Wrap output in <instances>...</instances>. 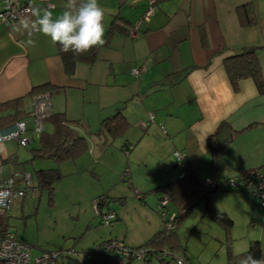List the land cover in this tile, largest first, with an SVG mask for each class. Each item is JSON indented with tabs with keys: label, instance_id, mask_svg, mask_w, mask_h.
<instances>
[{
	"label": "crops",
	"instance_id": "crops-1",
	"mask_svg": "<svg viewBox=\"0 0 264 264\" xmlns=\"http://www.w3.org/2000/svg\"><path fill=\"white\" fill-rule=\"evenodd\" d=\"M29 1L33 7L41 9L53 4L54 16L62 12L67 3L66 0ZM150 1L98 0L105 10V43L98 50V59L92 65L77 63L73 75H68L62 65L58 44L38 31L29 36L23 29L21 21L29 18L30 13L11 25L0 21V131L14 125L9 118L19 107V120L26 121L28 128L32 127L33 118L29 113L34 94L31 89L48 83L53 113H65L69 120H79L74 127L84 137L89 135L84 118L102 123L119 108L131 126L134 120L139 123L142 131L137 134L138 139L157 144L154 149L149 147L158 151L156 155L161 161L156 187L178 179L185 169L194 172L200 182L210 179L216 183L246 172H264V95L258 93L252 78L242 79L235 89L224 67L225 57L245 47H255L264 74V0H152L156 6L154 15L144 21L142 18ZM244 6L254 9L256 24H241L238 10ZM135 25L138 30L132 36L130 28ZM142 66L146 68L140 75L131 74L133 68ZM10 101L18 106L7 104ZM88 102H94L89 106V113L83 109ZM223 120L241 133L230 142L220 163L212 169L207 139ZM254 124L256 126L250 127ZM51 127L48 131L53 130ZM100 128L101 124L92 134L103 136L104 147H107L113 140L106 133L98 135ZM38 138L24 147H33L34 143L38 146ZM125 144L133 146L128 139L122 146ZM20 146L16 140L0 142V180L15 173L30 172L24 164L32 159V153L30 151L31 157L23 159L24 154H19ZM164 146L167 153L161 149ZM175 149L185 153L184 162L178 163L173 154ZM147 153H150L148 148ZM35 164L39 165L37 169L53 167L43 161H36L33 166ZM136 168L131 165L129 172L132 183L140 185ZM245 184L239 181V186L245 188ZM197 202L202 211L213 217L226 213L233 220L232 227L241 216L250 217L252 226H257V215L263 217L264 223L259 198L248 191L217 189L206 197L200 196L194 204ZM106 205L104 202L101 209L105 211ZM172 205H167L170 212L177 209ZM110 210L120 219L115 209ZM162 223L157 230V226L153 227L154 233L162 229ZM262 227L263 230L264 225ZM231 229L226 232L228 238L232 237ZM255 233L252 231L253 236H249L242 249L258 240L253 239ZM177 234L179 236L178 231ZM260 239L264 245V231ZM66 252L71 254L72 251ZM100 257L92 262L123 264L125 261L109 252L105 259Z\"/></svg>",
	"mask_w": 264,
	"mask_h": 264
},
{
	"label": "rangeland",
	"instance_id": "rangeland-1",
	"mask_svg": "<svg viewBox=\"0 0 264 264\" xmlns=\"http://www.w3.org/2000/svg\"><path fill=\"white\" fill-rule=\"evenodd\" d=\"M93 104L94 102L85 103L83 109L89 113V106ZM84 120L87 121L89 130V135L86 136L90 145L89 151L79 161H65L60 167L63 177L54 186L53 205L48 199L47 190L40 192L36 189L25 195L23 203H19L18 199L13 200L9 212L10 229L33 247V256L62 250L64 252L58 259L61 264H95L92 260L97 256L105 259L108 255L105 245L110 237L121 241L123 239L127 242L126 245L138 247L154 235L163 218L170 217L168 208L167 213L162 214L158 207L163 193L156 189L155 182L161 161L156 155L158 151L149 148L152 146L154 149L157 144L138 139L137 134L142 131L139 123L135 120L131 122L132 126L125 134L116 137L109 146L104 147L103 136L96 137L92 134V131L100 127V122ZM44 126L46 131L52 128L48 122ZM127 139L133 145L128 155L121 148ZM30 148L20 146L19 154H24L23 159L31 157ZM147 148L150 153H147ZM161 149L165 152L166 147ZM36 161L54 166L53 161L48 159ZM31 162L29 159L24 166L34 176L39 165L33 166L34 162ZM131 165L137 167L135 171L141 179L140 185L128 183L121 177L123 171L130 169ZM33 183L36 184L35 176ZM136 190L142 191V194L138 196ZM99 195H104L107 203L105 211L115 209L120 214V219H113L111 223L100 222L101 216L94 210V200ZM198 204L199 202L194 204L177 230L189 264H228L229 246L232 253L237 255L249 247L248 245L242 249L243 245H247L249 236H253L252 231L258 233H255L256 237L253 239L261 238L264 231L263 217L256 216L257 226L251 225L253 220L250 217H239L231 229L232 237L228 238L227 230L212 214L202 211ZM155 226L157 227L154 230ZM262 247L264 253V245ZM70 249L71 254L66 252ZM182 253L184 252L180 250L173 255L182 258ZM114 254L120 255L116 252ZM165 255L168 258L172 256L170 252ZM133 262L147 264L143 258H135ZM173 263H177L176 258Z\"/></svg>",
	"mask_w": 264,
	"mask_h": 264
},
{
	"label": "trees",
	"instance_id": "trees-1",
	"mask_svg": "<svg viewBox=\"0 0 264 264\" xmlns=\"http://www.w3.org/2000/svg\"><path fill=\"white\" fill-rule=\"evenodd\" d=\"M67 1V0H66ZM239 21L243 26H250L256 24V16L255 11L252 6H244L243 8H239ZM101 46H96L91 48L89 51L82 54H74L71 51L64 52L61 46L58 44V52L62 58V62L64 65V69L68 75H73L76 70L77 63H86L92 65L98 59V53ZM258 50L255 47H245L238 52H235L233 55L225 57L224 59V67L229 76L230 82L234 86L235 89L238 88L239 81L246 78H252L256 83L258 88V93L264 95V74L263 69H261L262 65L260 63L259 58L257 57ZM50 85L43 84L36 87H33L31 90L32 94L50 91ZM16 102H18L16 100ZM16 102L10 101L7 104H16ZM2 104H0V107ZM21 110V108H17V113ZM122 108L116 110L117 112L110 117H107L102 120L101 128L98 130L99 133H106L112 140L116 137L125 134V132L130 128L131 124L128 122V119L121 111ZM14 113L10 118V122H16L19 120L20 113ZM53 126L52 131L44 130L39 139V145L33 146L30 148L32 153V159H48L49 161H53V167H44L40 169H35L36 176V184L33 182L29 187H27L26 194L33 192L34 190H39L42 192L43 190H47L49 201L53 205L54 203V192H55V184L57 181L61 180L63 174H61V165L66 161H77L80 157L85 155L90 148L87 137L80 134V132L75 129V125L79 123V120H69L65 113H53L50 117L46 119ZM256 124L251 125L250 127H254ZM248 127V128H250ZM241 131H235V129L231 126V124L227 121H222L218 126L217 130L214 131L213 134L209 135L207 139V144L210 149L212 156V165L210 168L215 169L221 161L222 155H225V151L229 146L230 142H232ZM125 152L128 153L131 150V146L129 144H125L122 146ZM256 171L244 173L240 175L239 179L246 182V186H239L235 190L248 191L259 198V191H257L256 187ZM30 173V172H29ZM216 183V182H215ZM216 187L213 189L206 191L201 182L198 181L194 172L188 171L183 176L179 177L176 180L169 181L165 184L158 186L156 189L159 192H162L164 195H167L169 198V203L173 204L172 206L176 207V212L178 214L177 220L174 224L169 227L168 224L170 220L167 218H163L162 229L158 230L154 235L148 239L146 242L142 243V245L129 246L126 245L124 241L118 239H110L107 242L112 240H118L123 242L126 247L131 250L135 249H144L146 251V255H144V260L147 264H174L173 256L168 258L163 252L168 251L171 254H174L176 251L184 250L185 247L182 243H179V236L177 234V229L180 223L183 221L184 217L187 216L192 205L200 196L206 197L210 192H213L217 189H227L230 188H221L219 187L220 182L216 183ZM104 195L97 196L95 200L98 203V216H101L100 222H104V216L112 210L108 212H104L101 209V205L104 203ZM25 197V196H24ZM24 197L22 199H24ZM107 204V203H106ZM169 205V204H168ZM167 205L166 212L167 213ZM160 211V210H159ZM170 212V215L173 213ZM115 213V211H114ZM216 221L227 230L230 231L233 226V220L227 216L226 213H221L219 215L214 216ZM117 219V214L115 213L114 220ZM113 220V219H112ZM118 220V219H117ZM112 221L110 220L109 223ZM9 224V221H8ZM8 227H10L8 225ZM106 242V243H107ZM262 244L259 240H253L250 243L249 248L239 255H234L229 249L228 253V264H240V261L248 254H251L256 259L264 258ZM61 251V250H58ZM109 253H114L108 251ZM132 252V251H131ZM162 253L164 255H162ZM125 261L123 264H134V257L122 256ZM182 258L187 262L186 256H182ZM177 264V263H176Z\"/></svg>",
	"mask_w": 264,
	"mask_h": 264
},
{
	"label": "built area",
	"instance_id": "built-area-1",
	"mask_svg": "<svg viewBox=\"0 0 264 264\" xmlns=\"http://www.w3.org/2000/svg\"><path fill=\"white\" fill-rule=\"evenodd\" d=\"M0 21L5 25H11L18 22L22 17L30 13V9L33 7L32 2L29 0H0ZM53 4H48V8L53 7ZM155 4L151 0L150 5L144 12L142 20L149 21L154 15ZM138 30V25L132 26L130 28V33L135 36ZM145 66L135 67L131 70V74L140 75L141 72L145 70ZM33 108L31 113H29L33 118L34 125L30 128L27 127L26 121L18 120L14 123L10 129L5 131H0V142L6 140H16L21 146H30L33 138L40 137L41 133L44 131V124L48 117L53 113L52 108V97L49 91H44L36 93L33 96ZM152 116V115H151ZM175 158L178 163L184 162L186 160V155L183 151L175 149L173 151ZM129 168H126L121 177L124 181L132 182L131 173ZM188 172L187 169L184 170L182 176ZM238 176H233L227 178L226 180L220 182L221 188L236 189L239 187ZM256 187L259 191V205L264 210V172L262 170H257L256 172ZM33 176L29 172H19L9 176L6 179L0 180V264H61L58 260L61 256V251H50L45 252L41 255L33 256V247L24 242L18 235L8 227V219L11 216L10 210L13 204V200L22 199L26 195L27 187L32 183ZM202 187L209 191L216 187V183L213 180L205 179L201 182ZM138 196L142 194L140 190H136ZM94 210L98 214V201L94 200ZM106 203V201L104 200ZM169 198L164 195L159 204V210L162 214L166 212V205L169 204ZM104 222L109 223L110 220L115 218L114 211H110L106 215H103ZM178 214L173 212L168 219L170 220L168 226L171 227L177 220ZM124 243L118 240H112L107 242L108 251L116 252L122 256H129L134 258H143L146 255L144 249L131 250ZM132 251V252H131ZM164 254L168 255V251H164ZM162 253V255H164ZM171 254V253H170ZM176 258L177 264H189L183 258L173 255Z\"/></svg>",
	"mask_w": 264,
	"mask_h": 264
},
{
	"label": "clouds",
	"instance_id": "clouds-1",
	"mask_svg": "<svg viewBox=\"0 0 264 264\" xmlns=\"http://www.w3.org/2000/svg\"><path fill=\"white\" fill-rule=\"evenodd\" d=\"M29 11L30 17L21 21L28 35L38 31L53 44H59L64 52L82 54L105 43V10L98 0H67L63 11L56 16L51 8L32 7ZM240 264H264V258L256 259L248 254Z\"/></svg>",
	"mask_w": 264,
	"mask_h": 264
},
{
	"label": "water",
	"instance_id": "water-1",
	"mask_svg": "<svg viewBox=\"0 0 264 264\" xmlns=\"http://www.w3.org/2000/svg\"><path fill=\"white\" fill-rule=\"evenodd\" d=\"M43 1H47V0H43Z\"/></svg>",
	"mask_w": 264,
	"mask_h": 264
}]
</instances>
